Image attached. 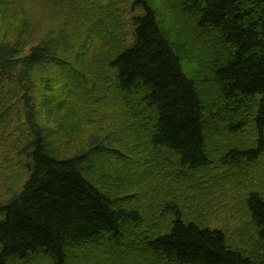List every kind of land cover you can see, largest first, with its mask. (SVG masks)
Masks as SVG:
<instances>
[{
    "label": "trees",
    "instance_id": "trees-1",
    "mask_svg": "<svg viewBox=\"0 0 264 264\" xmlns=\"http://www.w3.org/2000/svg\"><path fill=\"white\" fill-rule=\"evenodd\" d=\"M12 165L0 264H264V0H0Z\"/></svg>",
    "mask_w": 264,
    "mask_h": 264
},
{
    "label": "rangeland",
    "instance_id": "rangeland-1",
    "mask_svg": "<svg viewBox=\"0 0 264 264\" xmlns=\"http://www.w3.org/2000/svg\"><path fill=\"white\" fill-rule=\"evenodd\" d=\"M81 10H82L81 12L88 11V9L86 7L85 8L83 7ZM127 18H129V17H127ZM182 29L185 30V27H183ZM73 34H78V32L74 31ZM130 43H131V40L128 41V45ZM95 98L99 99V98H101V95L96 93ZM114 98H115L114 102L119 108L121 106V103H122L121 99L118 98L116 93L114 95ZM81 130L88 132V134H90V135L95 133V131L93 129L90 132L89 131L90 129H88L86 125H83ZM108 132H109V130H108ZM103 134H104V136L109 135V133H107V129H105V133H103ZM95 135H97V134H94V136ZM100 135H102V134H100ZM78 138H81V135ZM81 140H82V138H81ZM14 165H15V162H14ZM14 165L11 166L10 170H7V177H4L2 175L3 169L0 172V175H1V177H0V203L9 200L10 197L12 196V194L18 191V189L21 186L23 179L26 177V172L24 170H22L21 168L17 169V167Z\"/></svg>",
    "mask_w": 264,
    "mask_h": 264
}]
</instances>
